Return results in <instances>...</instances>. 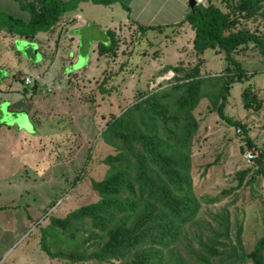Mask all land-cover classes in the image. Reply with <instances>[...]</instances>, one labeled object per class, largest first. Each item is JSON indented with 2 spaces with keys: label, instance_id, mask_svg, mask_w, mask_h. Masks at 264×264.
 Segmentation results:
<instances>
[{
  "label": "rangeland",
  "instance_id": "obj_1",
  "mask_svg": "<svg viewBox=\"0 0 264 264\" xmlns=\"http://www.w3.org/2000/svg\"><path fill=\"white\" fill-rule=\"evenodd\" d=\"M202 1L204 4L211 2L227 11L226 0ZM125 16L119 3L111 9L108 7L95 12L100 25L107 26V29L116 26L118 49L115 56L98 57L94 51L97 60L92 63L90 57L79 58L72 64L69 62L72 59L68 57L71 58L76 50L71 48L66 34H63L65 37H62L63 46L59 48V55L48 70L46 66L52 49L43 43L45 34L40 33L33 42L19 37L3 39L0 36V63L5 64L0 76L8 75V71L17 75L20 83L12 81V86H18L19 93L13 95L12 99L22 100L23 94L26 95L22 111L9 113L6 103L1 104L0 111L7 124L15 123L19 129H24L21 146L27 150V155L23 153L24 150L19 157L14 154L9 178L11 183L5 185L6 194L0 197V202H7L21 214L33 212L35 217L27 232L12 244L7 259L9 263L14 261L17 254H27V250L33 249L34 241H39L41 226L48 224L50 216L64 217L71 210L99 198L91 181L104 177L108 167L103 159L114 153V149L103 141L101 131L106 121L131 105L139 92L166 85L173 79V70L161 73L164 66L172 65L184 71L201 60L199 70L204 75L222 73L226 66L223 55L211 49L205 50L200 57L195 54L192 48L194 32L188 23H184V27H151L142 33L128 24L124 25ZM237 27L261 31L262 18L258 15L245 20L240 18ZM72 34L77 35L75 32ZM90 36L101 37L91 26L82 34L83 38ZM234 56L247 71L248 79L233 85L225 114L245 124L254 147H244L242 130L219 118L210 109L207 98L200 100L193 111L199 120V128L191 147V174L194 192L202 206L197 225H188L185 228L186 236H182L174 248L180 250L187 264L197 262L191 253H187L186 244L191 243L198 252L200 244L196 235L206 241L211 236L209 228L218 227L214 219L216 215H228L229 238L221 237L227 245L234 242L233 235L239 223L242 225L241 240L246 251L264 233V175L255 174L254 168L243 158L246 150L262 151L264 154V60L252 45L238 49ZM89 65L86 71L77 72ZM40 74L43 77L36 80V89L32 87L34 83L28 85L24 82L25 76L35 78ZM103 79L105 87L112 90L109 94L101 93L99 89ZM247 85L261 101L259 109L243 107L241 92ZM241 147H244L243 151ZM248 168L238 186L237 172ZM252 175L255 179L249 181ZM206 196H217V201L205 202L203 199ZM42 258L48 259L45 264H69L65 259L47 257L45 253ZM118 263L110 260L104 264ZM238 264H252V261Z\"/></svg>",
  "mask_w": 264,
  "mask_h": 264
},
{
  "label": "trees",
  "instance_id": "obj_2",
  "mask_svg": "<svg viewBox=\"0 0 264 264\" xmlns=\"http://www.w3.org/2000/svg\"><path fill=\"white\" fill-rule=\"evenodd\" d=\"M16 1L28 17L23 19L0 11V33L33 42L40 32L50 34L61 16L81 0ZM91 1L105 5L113 2ZM226 6L224 11L211 2L198 3L188 9L182 20L194 32L195 54L200 57L207 49L222 54L226 64L223 72L202 74L201 60L184 71L166 65L160 71L173 70L172 80L139 92L131 105L106 121L101 137L114 153L103 159L108 167L104 177L91 181L99 198L64 217L50 216L48 224L41 226L39 245L48 257L65 259L69 264L81 261L104 264L110 260L119 261L118 264H187L180 250L174 248L186 236L185 228L197 225L202 206L194 192L191 174V147L199 128L193 111L200 100L207 98L210 109L219 118L242 130L244 147H254L245 124L227 116L225 106L233 85L248 79L247 71L234 53L252 45L264 60V0H226ZM256 15L262 18L263 30L237 27L240 18ZM136 29L142 32L148 28ZM104 36L106 39L97 44L98 57L115 56L118 49L115 30L106 29ZM38 49L42 52L40 46ZM32 87L36 89L35 83ZM99 89L106 94L112 91L105 87L104 79ZM241 98L244 108L261 107L250 85L243 88ZM250 151L260 159L258 165L254 162L250 167L255 174L264 175L263 152ZM248 171L249 168L237 172L238 186ZM254 179L252 175L249 181ZM216 199L217 196H206L203 200L213 203ZM214 219L218 227L209 228L211 236L206 241L196 235L200 244L198 252L191 243L185 246L197 264L242 261L264 264V233L246 251L241 240L242 225L238 224L234 242L227 245L221 237L229 238L228 215L221 213Z\"/></svg>",
  "mask_w": 264,
  "mask_h": 264
},
{
  "label": "crops",
  "instance_id": "obj_3",
  "mask_svg": "<svg viewBox=\"0 0 264 264\" xmlns=\"http://www.w3.org/2000/svg\"><path fill=\"white\" fill-rule=\"evenodd\" d=\"M117 3H119L126 14L123 20V22H126L124 25L128 24L134 28L141 26L147 27L148 29L151 27L153 29H160L163 25H174L175 27L179 25L184 27V23L186 22H182V20L190 8L188 0H113V2L108 5L94 3L91 0H81L77 2L74 8L68 10V12H65L61 16L50 34L40 32L46 35V40H44V42L52 49V54L48 60L49 62L46 66V70L49 69L54 59L59 55V48L63 46V44L61 45L62 37H65L63 34H66V39L69 40L71 48L76 50L73 52L71 58L68 57L69 60L72 59L69 62L72 64L74 60L76 61L79 58L85 59L90 57V63H92V61L96 59V53L94 51L97 49L98 41L106 39L104 31L107 29V26L103 27L99 24L98 18L95 17V12L97 10L99 11V9H107L108 7L111 9L113 6H116ZM0 11L23 19H27L28 17L27 12L20 8L16 0H0ZM82 12L86 14V16H89V18H85ZM92 12H94V14H92ZM90 26L97 30L101 37L90 36L88 38H83L82 34L85 33ZM109 29L117 31L115 25L113 28ZM73 32L78 36L72 34ZM40 33L36 35V39ZM0 36H2L3 39L17 37L5 34V32H1ZM39 46L40 45L37 44L38 48ZM42 56L44 59V54H42ZM60 56H62L61 53ZM4 65V63H0V70H3ZM90 65L86 69L77 70V72L86 71ZM8 72V75L0 76V106L6 103L9 113L20 112L23 110L22 105L26 102V98H24L26 95L23 94L22 100L21 98H19V100L12 99L13 95L19 93L17 89L18 86H12V81L17 80V75L12 74L10 71ZM40 75L42 79L43 75ZM37 81L34 83H38ZM0 114V197H4L6 194L5 185L11 183L9 181L11 177V160L15 159L14 154H16L17 157L21 156L23 150V153L27 155V150L21 146L22 139H24L25 136L24 129H19L15 123H13V125L7 124L4 120V114L1 111ZM27 206L28 205L25 204V208H27ZM13 209L15 208H12L7 202L4 203L3 200L0 202V264H45L46 261L48 262V259L42 258L44 252L41 250L37 239L34 241L31 251L27 250V254H17V256L13 258L14 261L12 263L7 262L12 244L27 232L30 224L35 219L32 215L33 212L31 214H21Z\"/></svg>",
  "mask_w": 264,
  "mask_h": 264
},
{
  "label": "built area",
  "instance_id": "obj_4",
  "mask_svg": "<svg viewBox=\"0 0 264 264\" xmlns=\"http://www.w3.org/2000/svg\"><path fill=\"white\" fill-rule=\"evenodd\" d=\"M195 1L197 4L198 3L204 4L202 0H195ZM40 79H41V75H36L35 78L25 76L24 82L29 85V84H33L36 80H40ZM237 131H239V129ZM243 158L248 165H251L255 162L256 155L252 151L246 150L243 153Z\"/></svg>",
  "mask_w": 264,
  "mask_h": 264
},
{
  "label": "water",
  "instance_id": "obj_5",
  "mask_svg": "<svg viewBox=\"0 0 264 264\" xmlns=\"http://www.w3.org/2000/svg\"><path fill=\"white\" fill-rule=\"evenodd\" d=\"M188 4H189V7H190V8H193L194 5L197 4V3H196L195 0H188ZM259 163H260V159H257V158H256V160H255V164L258 165Z\"/></svg>",
  "mask_w": 264,
  "mask_h": 264
}]
</instances>
